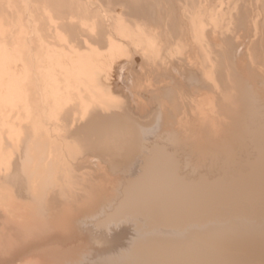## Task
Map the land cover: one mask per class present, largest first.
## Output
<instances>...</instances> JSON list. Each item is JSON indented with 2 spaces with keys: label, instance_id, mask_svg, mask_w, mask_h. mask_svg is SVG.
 Returning <instances> with one entry per match:
<instances>
[{
  "label": "bare ground",
  "instance_id": "1",
  "mask_svg": "<svg viewBox=\"0 0 264 264\" xmlns=\"http://www.w3.org/2000/svg\"><path fill=\"white\" fill-rule=\"evenodd\" d=\"M0 264H264V0H0Z\"/></svg>",
  "mask_w": 264,
  "mask_h": 264
},
{
  "label": "rangeland",
  "instance_id": "2",
  "mask_svg": "<svg viewBox=\"0 0 264 264\" xmlns=\"http://www.w3.org/2000/svg\"><path fill=\"white\" fill-rule=\"evenodd\" d=\"M136 57H137V58H136ZM136 57L134 58V60H137V59H138V56H136ZM137 61H138V60H137ZM139 63H140V62H137L136 64L139 66ZM129 65H130V64H127V65H125L124 67L121 68V69L123 70L124 73L122 72V70H120L121 74H125L126 76H128V78H127V77H124L125 75L122 76V75L120 74V77H119L120 79H119V81L121 82V83H120L121 85H124V83H125V86H126V83H131V82L133 83V81H135L134 73H133V71H132V67H133V66H135V67H136V70L138 69V71L141 70V68H142V67H141L142 65L139 66V67L136 66V65H133V64H131V65H133V66H131V65L129 66ZM126 66L131 67V68H130L131 71H130V69L127 68ZM125 67H126V68H125ZM124 68H125V69H124ZM125 70H126V71H125ZM127 70H129V72H130L131 74H130V73L128 74V73H127V72H128ZM125 72H126V73H125ZM130 75H131V76H130ZM122 77H123V78H122ZM113 78L115 79V76H114V75H113L112 78H110V80H109L110 85H111L112 82H113ZM124 78H126L127 81H126V79H124ZM129 78H130V79H129ZM111 79H112V81H111ZM122 79H123V80H122ZM132 80H133V81H132ZM122 81H123L124 83H122ZM129 81H131V82H129ZM132 83H131V84H132ZM131 84H130V85H131ZM132 85H133V84H132ZM113 86H114V84L111 85V88H114ZM129 88H130V86H129ZM128 90H129V89H128ZM114 93H115L114 96H116V98H118L119 100L122 99V98L124 99V101L126 100L125 98H126L127 95H126V93H125L124 91H122V90L115 91V90H114ZM122 96H123V97H122ZM124 97H125V98H124ZM123 99L121 100L122 102H123Z\"/></svg>",
  "mask_w": 264,
  "mask_h": 264
}]
</instances>
